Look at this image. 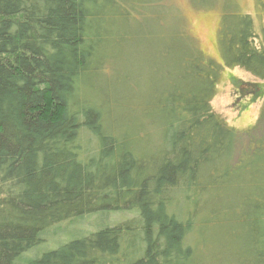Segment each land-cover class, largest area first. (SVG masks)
Instances as JSON below:
<instances>
[{
  "label": "trees",
  "instance_id": "16d2710c",
  "mask_svg": "<svg viewBox=\"0 0 264 264\" xmlns=\"http://www.w3.org/2000/svg\"><path fill=\"white\" fill-rule=\"evenodd\" d=\"M219 5L223 63L264 82V18ZM186 28L173 0H0V264H264V102L230 128ZM148 40L184 43L154 69ZM99 213L127 219L24 260Z\"/></svg>",
  "mask_w": 264,
  "mask_h": 264
},
{
  "label": "rangeland",
  "instance_id": "374dc122",
  "mask_svg": "<svg viewBox=\"0 0 264 264\" xmlns=\"http://www.w3.org/2000/svg\"><path fill=\"white\" fill-rule=\"evenodd\" d=\"M235 1L239 8L238 12L242 15L251 16L254 22H257L259 31L264 14L258 9L257 0ZM173 3L180 11L187 27L186 29H188L189 35L195 41L197 49L205 55L208 61L222 65L212 101L214 111L233 130L237 132L248 131L255 125L260 116L264 98H255L254 101L251 102L250 96H240L237 94V88L232 85V78L259 85L264 82L240 68L227 67L223 63L218 31L220 28L221 15L223 14L221 6L223 7L224 3H222L221 6H216L219 0H173ZM156 42L157 41L152 40L151 42L148 40L146 43L148 48L146 49L143 47L140 52V60L147 64L151 63L150 67L153 66L154 69L159 68L160 65L165 66L169 64L172 61V48L184 43H172L171 40L168 46L165 47L167 55H157L156 49L158 46H155ZM138 64H140V62H138L137 65ZM236 95L239 96L238 101ZM126 214L127 213H107L103 215L99 213L80 220H72L71 222L59 224L42 236V243L38 247V253L33 252V255L26 256L24 260H34L40 257L41 254L50 250H55L71 240H75L76 238L95 232L106 226L113 227L121 221H125L127 219ZM90 229L93 231L89 232Z\"/></svg>",
  "mask_w": 264,
  "mask_h": 264
}]
</instances>
